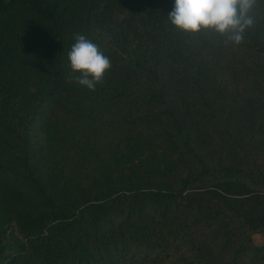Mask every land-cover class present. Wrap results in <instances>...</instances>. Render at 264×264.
I'll return each mask as SVG.
<instances>
[{
  "label": "trees",
  "instance_id": "16d2710c",
  "mask_svg": "<svg viewBox=\"0 0 264 264\" xmlns=\"http://www.w3.org/2000/svg\"><path fill=\"white\" fill-rule=\"evenodd\" d=\"M173 4L0 0V264H264V0L239 46ZM75 32L112 61L95 92Z\"/></svg>",
  "mask_w": 264,
  "mask_h": 264
},
{
  "label": "clouds",
  "instance_id": "9594fccd",
  "mask_svg": "<svg viewBox=\"0 0 264 264\" xmlns=\"http://www.w3.org/2000/svg\"><path fill=\"white\" fill-rule=\"evenodd\" d=\"M257 0H174L168 21L188 33L212 32L222 37L225 46H239L254 24L250 14ZM68 79L95 92L112 68L111 58L86 34L75 32L67 52Z\"/></svg>",
  "mask_w": 264,
  "mask_h": 264
},
{
  "label": "rangeland",
  "instance_id": "374dc122",
  "mask_svg": "<svg viewBox=\"0 0 264 264\" xmlns=\"http://www.w3.org/2000/svg\"><path fill=\"white\" fill-rule=\"evenodd\" d=\"M131 18H132V14H131L130 10L120 14L119 17H118V21H117L118 25H117L116 30L132 27ZM138 24H140V22H138ZM116 142H117V139L111 140V139H106V138H99L97 140L96 147L98 146L102 150H106L107 151L109 149L111 150L113 145L116 144ZM156 142H157L156 143V147H154L155 154H160L162 157L165 154H168L167 156H169L170 149H169L167 143H165L163 141H160V140L156 141ZM93 143H94V141L92 142V144ZM88 144H89V142H88ZM90 152H91L90 149L87 148V150H84V151L83 150H77V151H72V152L60 151L59 154H76V159H77V156H79L80 154H82V158H85L86 156H88V154H90ZM76 159L75 160H71V162L74 163L76 161ZM254 239H255V241L257 243L264 242V234H261V233L256 234L254 236Z\"/></svg>",
  "mask_w": 264,
  "mask_h": 264
}]
</instances>
